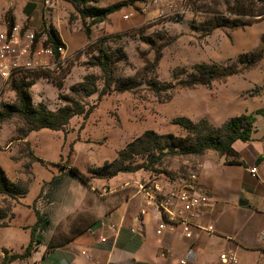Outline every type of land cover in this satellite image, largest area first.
I'll return each mask as SVG.
<instances>
[{"label": "crops", "instance_id": "crops-1", "mask_svg": "<svg viewBox=\"0 0 264 264\" xmlns=\"http://www.w3.org/2000/svg\"><path fill=\"white\" fill-rule=\"evenodd\" d=\"M49 1L0 0V30L21 24L35 31L45 44L53 33L71 57L104 36L135 29L174 9L167 0H95L98 6L124 4L105 20L89 25L90 19H83L71 0ZM145 5L147 11L142 10ZM261 20L264 17L256 22ZM88 25L89 33L85 29ZM263 38L264 31L247 37L245 43ZM39 82L44 83L37 80L31 89ZM100 108L94 109L96 115ZM261 108L264 96L241 104H222L221 119ZM95 111L87 117L73 116L69 122L72 128H66L67 142H73L69 156L76 159L73 166L62 165L57 150L49 148L47 133L51 130L47 128L9 139L0 148V167L8 179L28 188L15 195L0 192V210L5 213L2 222H6L0 226V252L23 253L32 241L33 227H37L31 254L13 264H177L180 258H186L188 264H221L219 254L224 251L234 252L237 264L264 263V158L258 162L264 155V115H257L250 141L234 143L238 156L229 159L238 162L229 163L225 155L210 149L201 155L174 159L166 172L140 169L103 178L90 175V170L118 157L127 144L126 132H122L121 141L120 131L116 138L111 127L104 131L92 126ZM104 138L103 155L94 160L93 149ZM15 140L23 144H12ZM252 166H257V176H252ZM71 167L89 179L73 175ZM190 170L198 172L209 197L204 213L195 219L198 226L193 236H184L177 222H168L158 233L166 216L150 206L139 217L145 205L137 193L138 183L155 176L169 188L177 174ZM27 174L31 178L27 179ZM72 184L76 185L73 189ZM175 207L180 209L177 203ZM37 211L48 224L38 225ZM208 225L214 226V232L204 228Z\"/></svg>", "mask_w": 264, "mask_h": 264}, {"label": "rangeland", "instance_id": "rangeland-1", "mask_svg": "<svg viewBox=\"0 0 264 264\" xmlns=\"http://www.w3.org/2000/svg\"><path fill=\"white\" fill-rule=\"evenodd\" d=\"M262 12L264 0H186L178 10L108 36L103 43L100 38L65 60L61 68L43 71L45 77L37 80L44 83L30 89L33 102L39 103L38 94L42 93L41 102L55 110L65 104L59 94L74 96L71 86L85 75L94 74L100 90L106 79L112 78V91L100 100L99 92L82 97L85 103L97 104L95 110L101 105L97 115L93 109L92 126L104 131L111 127L116 138L120 131L121 141L125 131L127 144L148 129L186 135L187 130L174 123L175 118L182 116L206 118L220 126L226 121L221 119L222 104H241L264 96V38L245 43L247 37L264 31V20L256 22ZM101 44L110 56L112 69L108 76L98 65L91 64ZM27 74L30 72L6 81L0 79V110L2 103L17 104L12 84ZM0 126L3 148L9 139L19 137V130L27 125L20 114H14L0 120ZM70 127L69 123L67 128ZM47 129L51 130L47 133L49 148L57 150L62 165L73 166L76 159L69 158L73 142H67V131ZM104 142L106 138L94 147V160L103 155ZM12 144L23 143L15 140ZM190 156L165 155L154 170L166 172L174 159ZM146 161L147 157H138L133 164ZM26 178L31 177L27 174ZM3 259L0 252V264Z\"/></svg>", "mask_w": 264, "mask_h": 264}, {"label": "trees", "instance_id": "trees-1", "mask_svg": "<svg viewBox=\"0 0 264 264\" xmlns=\"http://www.w3.org/2000/svg\"><path fill=\"white\" fill-rule=\"evenodd\" d=\"M83 19L89 18L90 24L105 20L108 15L119 9L124 3H118L110 6H98L95 0H71ZM261 17H264L262 12ZM89 25L85 27L86 32H90ZM241 25V24H239ZM111 36V35H109ZM108 36L101 38L103 43ZM48 44L57 47L62 42L55 38L53 33H49ZM101 44L98 47V55L92 56V65H98L108 76L111 73V62L108 51ZM62 66H60L61 68ZM43 71H37L27 74L26 78L15 81L12 88L17 94V104L2 103L0 110V120L12 117L14 114H20L25 122L26 128L19 130L20 137L26 136L30 131L41 128L66 130L70 119L76 115L87 117L93 111L97 104H88L82 100V97L91 96L99 92V100L106 93L112 91L111 79H106V83L100 90L97 79L94 74H87L83 80L71 86L74 96L59 94V99L64 101V105L53 110L48 108L44 102L35 104L32 99L31 87L36 83L37 78L45 77ZM29 77V79H28ZM31 77V78H30ZM58 86L61 84L57 83ZM264 115V108L251 113H242L226 120L222 125L215 126L206 118L193 120L182 116L174 119V123L187 130L186 135H178L173 132L161 134L153 129H148L133 141L129 142L118 152V157L103 166L93 168L92 176L111 178L119 172H134L140 169L155 172L154 165L159 164L165 155L169 156H190L201 155L207 150H215L227 157V162H238L236 158L229 159V156H238L234 148V143L238 140L247 142L252 139L255 130L257 115ZM138 157H147L146 162L133 164ZM264 158V155L258 157V162ZM70 172L79 176L83 180H88L86 176L76 167H71ZM27 186L24 183L11 182L5 171L0 167V192L15 195L25 193ZM39 223L48 224L49 220L37 211ZM5 213L0 210V226L6 225L2 222ZM37 227H33L32 241L23 253H10L5 250L2 264H11L16 259H22L29 256L33 250V234Z\"/></svg>", "mask_w": 264, "mask_h": 264}, {"label": "built area", "instance_id": "built-area-1", "mask_svg": "<svg viewBox=\"0 0 264 264\" xmlns=\"http://www.w3.org/2000/svg\"><path fill=\"white\" fill-rule=\"evenodd\" d=\"M185 1L167 0L174 10L180 9ZM147 9V5L142 8L143 11ZM68 58V50L64 43L57 47L45 44L39 40L35 31L21 24L14 23L0 30V79L3 81L17 77L21 73L53 71L60 68ZM1 93L0 87V95ZM250 172L252 176H257V166H252ZM137 193L142 196L145 205L139 217L146 214L150 206H154L166 216L159 224L158 233H161L168 222H177L181 225L184 236L189 238L193 236L194 228L198 226L195 219L204 213L203 207L209 201L208 192L200 183L199 174L195 170L177 174L175 183L169 188H166L161 179L155 176L148 177L138 183ZM176 203L180 206L179 210L175 207ZM261 210L264 212V205ZM111 227L116 228V225L111 224ZM204 228L214 232L213 225ZM219 261L221 264H237L238 257L232 251H224L219 254ZM177 264H188V260L180 258Z\"/></svg>", "mask_w": 264, "mask_h": 264}]
</instances>
